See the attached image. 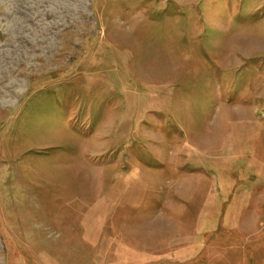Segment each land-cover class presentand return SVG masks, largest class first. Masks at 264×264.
Wrapping results in <instances>:
<instances>
[{"label": "rangeland", "instance_id": "obj_1", "mask_svg": "<svg viewBox=\"0 0 264 264\" xmlns=\"http://www.w3.org/2000/svg\"><path fill=\"white\" fill-rule=\"evenodd\" d=\"M0 264H264V0H0Z\"/></svg>", "mask_w": 264, "mask_h": 264}, {"label": "bare ground", "instance_id": "obj_2", "mask_svg": "<svg viewBox=\"0 0 264 264\" xmlns=\"http://www.w3.org/2000/svg\"><path fill=\"white\" fill-rule=\"evenodd\" d=\"M255 47V46H254Z\"/></svg>", "mask_w": 264, "mask_h": 264}]
</instances>
